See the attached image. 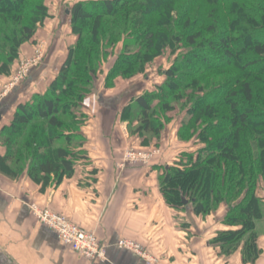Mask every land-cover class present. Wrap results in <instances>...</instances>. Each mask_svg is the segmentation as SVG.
<instances>
[{"label": "trees", "instance_id": "obj_1", "mask_svg": "<svg viewBox=\"0 0 264 264\" xmlns=\"http://www.w3.org/2000/svg\"><path fill=\"white\" fill-rule=\"evenodd\" d=\"M48 18L46 0H0V76L10 75L20 47ZM69 18L76 42L55 79L0 129V174L17 180L25 173L41 191L73 176L86 160L81 106L111 48L120 45L104 89L178 52L162 83L133 97L121 121L142 143L159 140L169 113L188 101L177 136L196 135V148L162 168L161 196L195 216L225 205L226 230L210 245L225 257L240 250L242 262L254 264L261 255L255 229L264 221L256 193L264 182V0H83Z\"/></svg>", "mask_w": 264, "mask_h": 264}, {"label": "crops", "instance_id": "obj_2", "mask_svg": "<svg viewBox=\"0 0 264 264\" xmlns=\"http://www.w3.org/2000/svg\"><path fill=\"white\" fill-rule=\"evenodd\" d=\"M47 7L49 18L20 55L31 56L39 49L36 52L41 53V62L21 89L0 96L2 108L7 110L0 129L10 124L19 104L46 92L66 60L68 48L76 42L68 9L63 10L56 2ZM144 84L133 80L126 89L112 91L104 89L103 77L95 80L93 92L81 106L87 117L81 128L87 160L79 162L73 176L59 185L41 191L26 176L12 180L0 175V264H244L240 250L225 257L210 245L217 232L226 230L222 225L225 205L204 217L195 216L190 207L170 208L159 189V166L166 164L118 168L126 139L139 141L128 134L127 123L121 121L122 109L133 97L158 85ZM176 124L171 126L173 137L179 129ZM183 151L189 152H170L173 162ZM4 152L0 144V156ZM159 156L155 163L162 160ZM33 208L64 215L92 232L105 248L104 260L92 262L73 253L50 229L38 223ZM124 239L139 244L146 257L117 248L116 244ZM259 248L261 255L254 264H264V247Z\"/></svg>", "mask_w": 264, "mask_h": 264}, {"label": "rangeland", "instance_id": "obj_3", "mask_svg": "<svg viewBox=\"0 0 264 264\" xmlns=\"http://www.w3.org/2000/svg\"><path fill=\"white\" fill-rule=\"evenodd\" d=\"M78 1H83V0H46V4L48 6H51V5H53L56 2V4L58 6H60L63 10L67 8L68 9L67 11L69 12L70 8L75 3H77ZM39 29L36 31V33L39 31ZM28 44H29V42L23 44L20 47L19 59H18V61H16L13 64V66L11 68L10 75L6 76V77L5 76H0V96H6V95H8L10 93L16 92L17 90L21 89L23 87V85H24V81L26 80V78L35 69V67H37V65H39V63L41 62V61H36L37 60L36 57L38 55L36 51L37 50L40 51L39 49H36L34 51V54L31 55V56L23 55V57L20 58V55L22 54V52H25L26 47H27ZM39 47H40V44H39L38 48ZM119 50H120V45H117V46L111 48V50L109 51V56L107 57V60L105 61V64H103V66L101 68V73H99L97 75L96 80L99 77H103V81H104L105 76H103L104 75L103 73L105 72L107 74V71H108V70L105 71L106 70L105 68H107V65L109 63H111V61H114L116 59V56H117V53H118ZM177 53L178 52L171 54L169 51L164 52V54H162L160 57L156 58L152 63H150L148 65V67L146 68V70H145V72L143 74L136 75V76H134L132 78H129V79H124V78H122L120 76L116 77L112 81V84H111L112 87H110V89L106 88V90L115 91V90L126 89L128 87V85H129V83L132 82L133 80H138V81L141 80V81H143V84L145 83V81L148 82V83L144 84V87L146 86V84H149V83H152V84L153 83H158V85H159V83L163 80L162 72L164 70H166L170 66V64L174 61ZM22 60H27L30 63H32L33 61L37 62V64L32 69H30L29 73L26 74L24 78H22L24 76L23 69H22V67H20V64H19L20 61H22ZM19 75H20V78H19ZM16 78H18V79L15 80ZM142 91H144V89ZM183 94H184V96H189L190 95V93L188 91H186ZM187 105H189V103L185 99L182 102H179L178 103V107H176V109H174L171 113H169L168 123L165 125L164 130H163V132L161 134L163 142L161 141V137H160L159 140L147 139L149 141H145L144 143H142L144 138L138 137L135 134L134 135L131 134L130 130L127 127L128 134L131 135V136L138 137V140L140 142L139 141L135 142L133 140L126 139V142H125V145H124L125 147L120 152L121 153L120 154L121 162H120L118 168L121 169V170L126 168L127 166H132V167H142V166H144V168H146V167L147 168H152L151 166H155V164H158V165L166 164L165 166L167 167V166H171L175 162H177V161L173 162V159H171V156H173V155H171V154H173V152H171L172 150L177 151L178 149L179 150L184 149V150H187L189 152H192L196 148L195 144H194L195 140H196V135L195 136L193 135L191 140L181 141V140H179V138L177 136L178 130L176 132V137H173V127H171V126L175 127V125H177L176 123H178V125L180 127V121H181L180 117H182L181 113H182V111L185 110V107ZM66 118L69 120V116H67ZM167 138H168V140H167ZM165 140H166V143H164ZM157 142H158V145H157ZM139 144H140V146H139ZM178 144H179V146H178ZM189 148H191V149L189 150ZM129 152L145 153L147 156H149V158H148L149 162L147 164H144L141 161L130 162L128 160V157H127ZM170 152H171V154H170ZM157 155L158 156L160 155L159 159L160 158L162 159L159 163H155L156 162L155 158H156ZM179 155L180 154H177V157H176L177 160H178ZM86 160H87V158H86ZM154 160H155V162H154ZM163 167L164 166H162V167L159 166V171L158 172L160 174H161V171H162ZM21 176H26V175H25V173H23ZM256 193H257V196L260 199H262V201L264 202V182L262 180H260L258 182ZM255 230H256L259 238H260V239H258V245L264 247V221L257 223ZM134 243L137 244L136 242H134ZM137 245H139V244H137ZM140 248H141V246H140ZM141 250H142V252H144L142 248H141Z\"/></svg>", "mask_w": 264, "mask_h": 264}, {"label": "built area", "instance_id": "obj_4", "mask_svg": "<svg viewBox=\"0 0 264 264\" xmlns=\"http://www.w3.org/2000/svg\"><path fill=\"white\" fill-rule=\"evenodd\" d=\"M37 60L40 61L41 53L37 52ZM32 63L27 60L20 61V67L23 69L24 76L29 73L37 62ZM29 68V69H28ZM20 78V75H19ZM21 78V79H22ZM16 78L15 80H17ZM20 79V80H21ZM128 160L130 162L141 161L147 164L149 156L145 153L129 152ZM32 214L39 224L50 229L64 246L68 247L73 253L89 261H103L105 258V248L100 244L96 236L89 231L84 230L80 226L74 224L67 217L54 213L49 209H32ZM117 248L133 252L140 257H146L139 245L129 240H120L116 244Z\"/></svg>", "mask_w": 264, "mask_h": 264}, {"label": "water", "instance_id": "obj_5", "mask_svg": "<svg viewBox=\"0 0 264 264\" xmlns=\"http://www.w3.org/2000/svg\"><path fill=\"white\" fill-rule=\"evenodd\" d=\"M66 13L69 14L68 11ZM6 112L7 110L2 108V104L0 103V122H1L2 117L6 114Z\"/></svg>", "mask_w": 264, "mask_h": 264}]
</instances>
